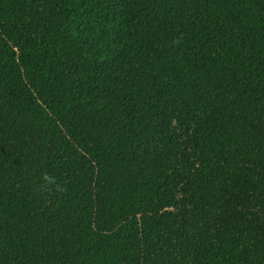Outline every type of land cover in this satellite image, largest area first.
Here are the masks:
<instances>
[{
    "label": "trees",
    "instance_id": "trees-1",
    "mask_svg": "<svg viewBox=\"0 0 264 264\" xmlns=\"http://www.w3.org/2000/svg\"><path fill=\"white\" fill-rule=\"evenodd\" d=\"M0 264H264V0H0Z\"/></svg>",
    "mask_w": 264,
    "mask_h": 264
},
{
    "label": "clouds",
    "instance_id": "clouds-1",
    "mask_svg": "<svg viewBox=\"0 0 264 264\" xmlns=\"http://www.w3.org/2000/svg\"><path fill=\"white\" fill-rule=\"evenodd\" d=\"M41 191L50 190L53 194H62L67 191L66 183L58 180L52 173L43 172L38 185Z\"/></svg>",
    "mask_w": 264,
    "mask_h": 264
}]
</instances>
